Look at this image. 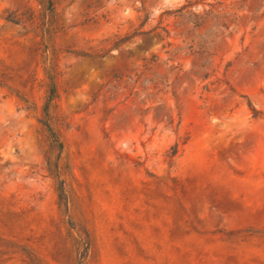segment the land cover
<instances>
[{
  "label": "rangeland",
  "instance_id": "obj_1",
  "mask_svg": "<svg viewBox=\"0 0 264 264\" xmlns=\"http://www.w3.org/2000/svg\"><path fill=\"white\" fill-rule=\"evenodd\" d=\"M46 1L0 0V264H264V0Z\"/></svg>",
  "mask_w": 264,
  "mask_h": 264
},
{
  "label": "trees",
  "instance_id": "obj_2",
  "mask_svg": "<svg viewBox=\"0 0 264 264\" xmlns=\"http://www.w3.org/2000/svg\"><path fill=\"white\" fill-rule=\"evenodd\" d=\"M44 14L42 15V23H41V29H42V34L43 35H49V30H50V26L51 23L54 19V12H55V8L51 2V0H47L46 1V5L43 9ZM45 13H47V15L49 16V21L46 23L45 20ZM33 17H29L27 20H32ZM4 20H6L9 23L15 24V25H20L22 24V19L20 16L18 15H12V14H7L6 16H4ZM46 74V78L48 80V90H47V96H46V100H45V104L43 106V118L40 121V123L42 124V126L44 127L45 131L48 134V138L50 141V145L53 149L57 150L58 154H57V158L61 155L62 151H63V145L61 144V142L59 141L58 136L56 135V133L54 132V130L51 127L50 124V119H49V108L51 107V105L54 103V101L57 99L58 97V92H57V85H56V71L54 70L53 67H50L48 71L45 72ZM253 112H255L253 110ZM176 152L173 151V155ZM46 164L48 166V170L50 172V175L52 176V178L55 181V185H56V191H57V196H58V206L60 209H62L64 211V213H67L68 210V198H67V194H66V190H65V183L63 181V179H61L60 174L57 173V165L54 164L53 165V169H51V165L49 163V160L46 161Z\"/></svg>",
  "mask_w": 264,
  "mask_h": 264
}]
</instances>
